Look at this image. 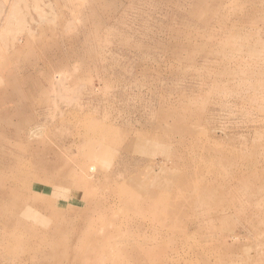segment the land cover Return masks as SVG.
<instances>
[{"label": "rangeland", "instance_id": "obj_1", "mask_svg": "<svg viewBox=\"0 0 264 264\" xmlns=\"http://www.w3.org/2000/svg\"><path fill=\"white\" fill-rule=\"evenodd\" d=\"M0 264H264V0H0Z\"/></svg>", "mask_w": 264, "mask_h": 264}, {"label": "bare ground", "instance_id": "obj_2", "mask_svg": "<svg viewBox=\"0 0 264 264\" xmlns=\"http://www.w3.org/2000/svg\"><path fill=\"white\" fill-rule=\"evenodd\" d=\"M31 151H32V150H31ZM33 155H34V154H33ZM35 158H36V157H35ZM37 166H38V165H37ZM41 168H42V167H41ZM35 170H36V169H35ZM61 173H62V172H61ZM206 189H207V188H206ZM197 194H198V193H197ZM200 194H201V193H200ZM194 195H195V194H194ZM204 198H205V197H204ZM193 199H195V198H193ZM206 200H207V198H206ZM207 202H208V201H207ZM99 203H100V202H99ZM177 205H178V204H177ZM186 207H187V206H186ZM199 211H200V210H199ZM189 212H190V211H189ZM197 212H198V211H197ZM172 213H173V212H172ZM191 213H192V212H191ZM193 213H195V212H193ZM193 213H192V214H193ZM197 216H198V214H197ZM196 219H197V218H196ZM159 220H160V219H159ZM190 220H191V219H190ZM194 220H195V218H194ZM194 220H193V221H194ZM196 221H197V220H196ZM103 242H104V241H103Z\"/></svg>", "mask_w": 264, "mask_h": 264}]
</instances>
